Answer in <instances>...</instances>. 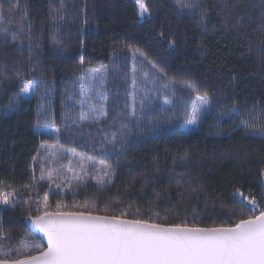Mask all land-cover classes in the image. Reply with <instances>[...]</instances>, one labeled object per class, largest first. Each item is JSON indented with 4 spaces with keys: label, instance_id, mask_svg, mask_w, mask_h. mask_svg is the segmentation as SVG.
<instances>
[{
    "label": "trees",
    "instance_id": "obj_1",
    "mask_svg": "<svg viewBox=\"0 0 264 264\" xmlns=\"http://www.w3.org/2000/svg\"><path fill=\"white\" fill-rule=\"evenodd\" d=\"M145 3L143 17L135 0H0V189H15L12 203L0 205V258L46 247L26 222L44 210L45 197L49 211L59 203L64 211L202 227L247 218L251 198L256 214L264 207V139L237 127L264 112V0H185L195 7L180 10L176 0ZM130 50L208 94L211 111L199 130L175 126L171 114L180 111L159 105L111 122L123 108L116 81L113 118L96 127L74 121L70 99L79 97L82 70L118 63ZM26 80L36 83L34 97L13 101ZM42 104L58 135L41 129ZM233 106L239 115L218 119Z\"/></svg>",
    "mask_w": 264,
    "mask_h": 264
},
{
    "label": "snow or ice",
    "instance_id": "obj_2",
    "mask_svg": "<svg viewBox=\"0 0 264 264\" xmlns=\"http://www.w3.org/2000/svg\"><path fill=\"white\" fill-rule=\"evenodd\" d=\"M136 2L141 16L150 15L145 0ZM176 4L178 10L195 7L186 4L185 0H176ZM199 15L201 22L207 20L206 11H201ZM3 20L0 14V22ZM3 31L7 32L8 29ZM160 35L163 37V33ZM174 44V40L169 42L170 47ZM104 71L91 70L92 80L95 81L97 74ZM159 72L163 74V69H159ZM80 78L84 79L83 73ZM99 79L102 82L104 76L101 74ZM33 87V81H23L22 92L14 96L13 101L20 100ZM186 87L197 93L191 113L186 119V123L195 124L200 120L202 111H211V105L206 92L200 94L191 83ZM81 88H84L83 83ZM84 95L89 96V93L85 92ZM98 95L102 100L101 105L97 107L91 104L87 112L82 110L79 117L81 120L98 121L106 115L103 105L106 92H99ZM83 106L82 99V109ZM14 107L15 104L10 101L6 110ZM132 115H135L134 108ZM234 115H239L235 106L221 113L218 119H231ZM261 119H264V112L254 118L240 120L237 127L243 126L246 135L264 139V123L254 122ZM111 139H116L115 134ZM104 175L109 173L105 171ZM14 195L15 189L11 192L0 189V205H10V197ZM247 204L251 206L252 212L247 218H239L228 225L202 227L184 222L157 223L126 219L121 215H99L88 210L64 211L59 203L55 211H49L45 197L44 210L29 220L46 237V247L36 246L33 254L29 246L25 245L22 251H16L14 258H0V264H264V207L259 208L256 214L255 198L249 199Z\"/></svg>",
    "mask_w": 264,
    "mask_h": 264
},
{
    "label": "rangeland",
    "instance_id": "obj_3",
    "mask_svg": "<svg viewBox=\"0 0 264 264\" xmlns=\"http://www.w3.org/2000/svg\"><path fill=\"white\" fill-rule=\"evenodd\" d=\"M145 15H143V17ZM120 55H124V52ZM153 65L155 64L141 51L130 50L118 63L114 62L109 66L83 69L82 73L84 74V79L81 80L80 78L76 87L78 90L76 94H78L79 97L72 96L70 99V102H72L76 111V114L73 117L74 121L81 126L91 124L96 127L101 121H107L110 118H113L110 115V110H112V108L115 107L114 105L117 104L115 101H112L116 96L112 82L116 81L120 87H122V95H120L119 100L123 102H119L118 104L123 105V108L117 109L118 115H115L111 122L117 123L119 120L120 124H122L123 122L126 123L128 121L127 119H138L141 115L146 114L151 106L155 107L159 105L162 110L172 109L174 113L180 111L178 112V116L171 114L172 117H175V119H172V122L176 121L175 126H178L187 133L199 130L204 117L210 111H202L201 118L197 123H186L187 116L191 113L193 103L196 101L197 93L187 88V84L179 85L164 73L161 74L159 68L156 65V67ZM93 69L106 70L101 73L104 76L102 82L99 79L101 74H97V79L95 81L92 80L91 70ZM120 75L121 77L118 78ZM133 81H135V83H133ZM82 83L84 84L83 89L81 88ZM102 91L106 92V98L103 99L106 115L101 117L98 121H93L91 119L81 120L79 117L82 110L87 112L88 106L91 104H95L97 107L101 105L102 100L98 93ZM35 92L36 83L34 82L33 89L22 96L27 99H32ZM85 92H88L89 96H85ZM165 97H167V100H165ZM82 99L84 100L83 109L81 107ZM141 101H143V107H141ZM209 102L211 105L210 97ZM133 108L135 110V115H132ZM46 109L47 108L43 106L41 112H44V114H42V122L40 120L39 125H41L42 130L44 129L53 135H58L59 129L54 126L52 118L48 117L45 113V111H47ZM55 155L56 154H53V156ZM87 162L92 164V161ZM63 169L67 171L69 170L67 168ZM56 171H58V169H55L52 172L55 173Z\"/></svg>",
    "mask_w": 264,
    "mask_h": 264
},
{
    "label": "water",
    "instance_id": "obj_4",
    "mask_svg": "<svg viewBox=\"0 0 264 264\" xmlns=\"http://www.w3.org/2000/svg\"><path fill=\"white\" fill-rule=\"evenodd\" d=\"M263 184H264V176H263ZM26 222H27V224L29 225V227H30L35 233L39 234V235L43 238V240L45 241V243H47V242H46V237H44L43 233L39 232V230L36 229V228L30 223V220H29V219H27Z\"/></svg>",
    "mask_w": 264,
    "mask_h": 264
}]
</instances>
